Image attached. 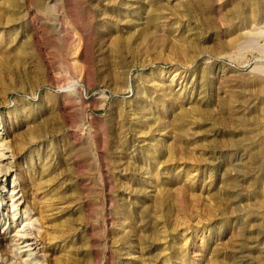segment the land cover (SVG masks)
<instances>
[{"label": "rangeland", "instance_id": "374dc122", "mask_svg": "<svg viewBox=\"0 0 264 264\" xmlns=\"http://www.w3.org/2000/svg\"><path fill=\"white\" fill-rule=\"evenodd\" d=\"M0 264H264V0H0Z\"/></svg>", "mask_w": 264, "mask_h": 264}, {"label": "bare ground", "instance_id": "6f19581e", "mask_svg": "<svg viewBox=\"0 0 264 264\" xmlns=\"http://www.w3.org/2000/svg\"><path fill=\"white\" fill-rule=\"evenodd\" d=\"M8 157V156H7Z\"/></svg>", "mask_w": 264, "mask_h": 264}]
</instances>
